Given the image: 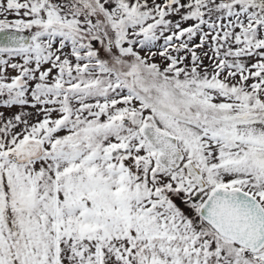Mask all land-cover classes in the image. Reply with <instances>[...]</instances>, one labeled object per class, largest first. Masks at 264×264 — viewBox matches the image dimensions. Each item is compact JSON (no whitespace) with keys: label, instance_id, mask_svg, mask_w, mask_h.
<instances>
[{"label":"snow or ice","instance_id":"obj_1","mask_svg":"<svg viewBox=\"0 0 264 264\" xmlns=\"http://www.w3.org/2000/svg\"><path fill=\"white\" fill-rule=\"evenodd\" d=\"M0 264H264V0H0Z\"/></svg>","mask_w":264,"mask_h":264}]
</instances>
